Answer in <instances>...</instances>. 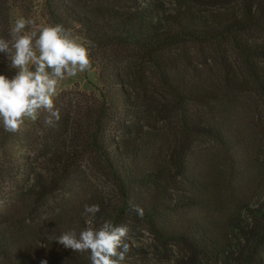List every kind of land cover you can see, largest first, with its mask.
Returning a JSON list of instances; mask_svg holds the SVG:
<instances>
[{
  "label": "trees",
  "instance_id": "trees-1",
  "mask_svg": "<svg viewBox=\"0 0 264 264\" xmlns=\"http://www.w3.org/2000/svg\"><path fill=\"white\" fill-rule=\"evenodd\" d=\"M172 1L173 7L162 0H44L49 24L63 25L89 47L97 84L89 93L61 90L54 98L61 116L54 127L45 125V114L18 134L5 132L0 124V165L15 177L18 189L38 185L45 195L67 179L72 143L77 153H94L118 188L120 207L101 204L95 216L99 224L109 220L120 225L124 217L144 220L157 236L181 244L188 264H220V256L222 264H264V196L247 208L254 224L237 218L229 222L245 242L226 245L198 221L167 223L169 216L188 210L186 202L169 196L165 170L145 140V126L136 121L141 98L153 85L177 113L178 175L198 179L187 166L202 142L227 153L230 165L244 164L250 143L237 126L239 93L259 95L264 106V0ZM8 2L0 0V38L5 39L10 28ZM180 50L189 59L182 65L198 63L200 73L181 71L184 66L176 55ZM192 53H199L201 60H191ZM7 63L0 53V73ZM200 156L212 159L209 149ZM42 158L48 176L38 167ZM140 189L154 194L148 199ZM133 205L143 209L142 216ZM63 232L50 230L39 238L62 264H90L89 253H76L58 242ZM14 240L0 228V252L14 255ZM126 242L127 254L142 251Z\"/></svg>",
  "mask_w": 264,
  "mask_h": 264
},
{
  "label": "rangeland",
  "instance_id": "rangeland-1",
  "mask_svg": "<svg viewBox=\"0 0 264 264\" xmlns=\"http://www.w3.org/2000/svg\"><path fill=\"white\" fill-rule=\"evenodd\" d=\"M167 7H173L174 1L162 0ZM10 26L19 17L32 18L37 25L49 24L45 16L44 0H9ZM76 38V37H74ZM79 42L81 39L76 38ZM178 64L189 62L183 50L178 54ZM192 60L200 61L199 53L189 55ZM198 63L184 66L183 72L194 76L199 72L195 68ZM236 68H239L237 62ZM198 68V67H197ZM237 71V69H235ZM8 77L15 74L8 66L2 72ZM200 73V72H199ZM205 78L209 73L201 72ZM97 84L95 69L89 68L75 77H66L57 85L58 93L61 90H77L79 92L94 91ZM148 90V89H147ZM163 91L151 86L141 98L139 116L136 121L145 128V140L153 146V156L166 173L165 188L173 201L186 202L188 210L175 216H169L166 222L181 225L182 222L198 221L212 231L220 240L227 244L241 241L239 231L229 224L237 218L251 226L253 219L248 215V207H253L264 196V106L259 95L251 91L239 93L241 104L238 114L237 126L246 133L249 144V153L243 161L244 164L232 163L227 153L220 150L211 142H202L198 145L201 152L209 149L212 154L211 161L196 154L188 163V170H193L198 179L191 181L192 177L178 175L174 160L178 157L174 145L178 140L175 132L177 125L176 111L172 110L167 98L158 94ZM254 118V120H253ZM178 119V118H177ZM31 121H27L22 130L29 128ZM242 137V136H241ZM244 137V138H245ZM245 138V139H246ZM69 152L73 155L67 179L59 182L56 189L42 195V187L33 185L18 189L14 176L8 174L5 167L0 165V228L2 232L12 236L18 245L14 255L0 252V264H62L61 257L41 242L39 234L46 231L75 230L80 232L90 221L94 226L100 224L96 217L84 216L85 204H104L110 208L120 207V195L111 174L101 164L99 158L92 152H75L70 143ZM78 149V148H77ZM1 157V152H0ZM46 161H38L42 174L48 176L45 170ZM49 178V177H48ZM190 178V179H188ZM59 179V178H57ZM33 183V182H32ZM52 186V185H51ZM143 196L153 195L151 189H140ZM36 193V194H35ZM41 193V195H40ZM149 199V198H148ZM120 223L129 228L128 242L133 248H141L140 253L126 254L123 264H188V253L181 244L168 238L157 236L148 222L124 217ZM164 225L162 224V227ZM164 235L168 236V234ZM224 261L220 256V264ZM200 264H208L202 263Z\"/></svg>",
  "mask_w": 264,
  "mask_h": 264
},
{
  "label": "clouds",
  "instance_id": "clouds-1",
  "mask_svg": "<svg viewBox=\"0 0 264 264\" xmlns=\"http://www.w3.org/2000/svg\"><path fill=\"white\" fill-rule=\"evenodd\" d=\"M8 37L0 38V53L15 74L0 73V124L5 132L18 134L27 121L35 122L45 114V125L54 127L61 118L54 103L57 85L90 68L89 47L63 25H37L30 17L17 18ZM133 210L143 215L140 206L133 205ZM99 211L98 204H85L82 215L95 217ZM128 237L126 224L105 220L98 227L89 221L78 234L69 230L57 240L76 253H89L90 264H123L129 251Z\"/></svg>",
  "mask_w": 264,
  "mask_h": 264
}]
</instances>
